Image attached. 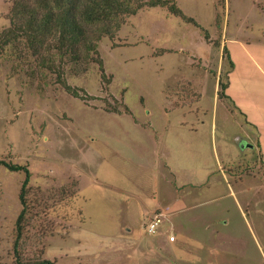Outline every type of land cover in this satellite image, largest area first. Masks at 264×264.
<instances>
[{"label": "rangeland", "instance_id": "374dc122", "mask_svg": "<svg viewBox=\"0 0 264 264\" xmlns=\"http://www.w3.org/2000/svg\"><path fill=\"white\" fill-rule=\"evenodd\" d=\"M11 1L0 0V32L9 26ZM174 1L199 25L164 8L144 6L124 18L113 38L97 42L104 77L96 61L75 73L72 64L53 50L36 56L20 39L0 49V159L25 165L30 172V209L19 242L25 259L47 257L56 264L66 263L70 258L58 251L59 244L74 246L77 236L70 233L64 243L59 234L64 236L78 224L102 239L115 236L127 245L125 233L138 240L134 244L155 238L169 263L173 249L181 254L172 258L179 264H264V226L256 224L252 214H240L222 180L223 171L234 176L239 170L222 159V140L243 136L236 123L240 119L234 115L225 123L221 105L228 103L219 101L216 120L211 121L206 79L215 77L223 58L221 82L226 81L230 62L232 66L235 62L234 85L264 93V70L246 60L264 46V0ZM232 37L244 43L246 54L226 43L222 53V43ZM44 60L60 68L62 79L80 98L60 85ZM219 92L220 87L218 97L223 99V91ZM197 102L209 109L204 117L197 114L202 118L198 121L203 120L196 124L197 131L187 142L173 137L176 131L169 128L175 122L196 120L194 112L183 115L179 107ZM114 106L120 113L106 110ZM165 131L175 139L172 158L164 153V144L153 140L154 133L163 137ZM208 168L215 172L209 189L218 192L204 197H219L206 207L204 202L190 204V190L198 189L191 183L206 180ZM23 178L22 171L0 165V264H15V221L22 208L18 195ZM229 185H236L232 177ZM212 210L214 218L224 214L221 217L227 219L222 249L216 254L218 241L209 232L222 223L221 218L211 221ZM156 213H163V221L155 234H149L145 225ZM108 243L107 250H101L102 259L108 250L118 249Z\"/></svg>", "mask_w": 264, "mask_h": 264}, {"label": "crops", "instance_id": "0c3cea01", "mask_svg": "<svg viewBox=\"0 0 264 264\" xmlns=\"http://www.w3.org/2000/svg\"><path fill=\"white\" fill-rule=\"evenodd\" d=\"M225 43L226 46L228 44L237 45L236 48L241 49L243 54L247 53L244 48V43H242L243 44L242 45L240 43V40L236 37H232L231 39H226L222 43V45L224 46ZM256 58L258 61L256 60ZM246 60L253 65L252 66L253 68L258 70H264V46L260 47V50L256 53L253 59L247 55ZM222 63H223V58H220L218 63L220 69H218V71L216 72L215 77L206 78L209 81V83L207 84V88L209 87L208 93L210 94V99L212 103L211 121L214 122V120H216L219 109V101L227 102L228 105L227 104H225V106L221 105V109H222L221 116L224 117V120L226 121L225 123L230 122L232 119H234V115L239 116L240 120H238L236 123L237 125L239 124L240 132L243 135L240 137H235L234 141H230L231 143L226 140H222V145H223L222 159L225 161L227 165H231L233 167L232 169L235 168L239 169L238 171H235L234 176L227 175L223 171L222 180L228 185V190H229L228 194H231V197L234 198L240 214L242 216L245 215L246 217L248 216V213L252 214L253 220H257L256 224L263 227L264 226V93L259 94L258 93L259 91L254 88H252V91L250 92L249 90L244 89L242 85L241 86L237 84L234 85L233 83L234 75L232 72V70H234L236 67L235 65L236 63L234 62V65L231 66V68L227 72L228 79L226 81L227 87L223 90L224 97L223 99L222 98L220 99L218 97V90H219L218 79L220 77ZM260 73L262 74V72ZM241 78L242 77H240V79ZM205 80L204 82H202V85L200 87L201 98L204 97L203 88L206 87ZM208 110L209 109H203L202 104L201 103L198 104V102L195 106L191 105L188 107H182V108L179 107L180 114L182 113L184 115L186 112L188 113L194 112L196 120L191 122L189 121L183 122L182 120L175 122V124H173V127L169 128L176 131L173 133V137L176 136L177 139L183 137V140L186 139L187 142L189 140V135L193 134L194 133L193 131L195 130L197 131L196 124L203 121V120L198 121V118H201L198 115L204 117L205 114L208 112ZM205 119L206 118H204V120ZM229 132L230 134L231 133L239 134L238 131L235 132L233 130H230ZM222 136L224 135L222 134ZM153 140H155L156 143L160 142L164 144V148L162 149L167 156H170L171 158L174 156L173 142L175 139L172 138L169 132L167 133V131H165L163 137H160V135L154 133ZM246 148L248 151H251V153L247 152ZM243 168L245 169V171L242 172ZM222 169H224V167ZM205 171H206L205 173L206 180H201L199 182L191 183V185H195L198 189L190 190L189 192L190 197L188 198L189 201L191 202L190 204L204 202V206L206 207L209 203H212L209 201H213L219 197L218 196L215 199H213V197H210V199H207L206 196L204 197V195L208 196V194H211V196H213L214 193L218 192L209 189L213 187V184H211L212 181L210 182V177L215 173L214 170L208 168L205 169ZM172 173H174V177H175L174 170H172ZM231 177L234 179V182L236 183L235 187L229 185ZM186 185L187 184H182L180 187ZM199 185H201V187ZM208 185H210V187ZM178 200H180V197L178 198ZM216 204L221 207L220 204L218 203ZM190 207L191 206H189V208ZM208 213L212 217L211 221L221 218L219 221L222 223L219 224L220 229L226 227L227 219L223 220V218L221 217L224 214L218 218H214L213 215H216V212L214 210H212V213L210 212ZM256 216H258L259 219H256L255 218ZM76 225L75 227L74 226L72 227L71 225L68 233H66L64 236L59 234L60 242L62 241L64 243L66 242L67 238L69 239L68 236L70 235V233L72 234L73 232H76L73 235L77 236L76 245L74 246L66 247V246H62L61 243L59 244L60 248L58 249V251L63 252L64 253L63 255L70 258L66 263L63 264H99L100 262H103L104 264H116V262H114L115 261L114 259L116 258H123V260L124 259L128 260L126 264H179V260L176 261L175 259L172 258L181 257V254L179 252L174 251L173 249H171V252L167 251L171 253L170 254L171 262L170 263L167 262L169 260H166L165 259L166 256L163 255V253H165L166 251L164 249H161V247L158 244V241H156L155 238L144 240L143 241L144 244H142V241L139 244L138 243L134 244V242L138 240L134 238L131 233H129V235L125 233L124 237L127 239L126 241H130L129 244L127 245L126 243H123L122 240L119 239L118 237L114 236L111 239L105 240L102 239V237L99 234H96L97 235L96 236L94 233L93 235L91 232L89 233L88 230L83 229L78 224ZM220 229L215 228L209 232L210 235L212 236L211 239L214 241H218V245H216L214 254L220 253L222 249L219 244L224 238V236L222 235L224 229L222 230ZM93 237H95V239H92ZM87 238H89L90 240L92 239L91 240L92 242L87 240ZM174 240L175 239L173 240L170 239V241H174ZM106 242H109L110 245H112V247H116L118 249H112V251L108 250L107 252L109 253L107 257L102 259L101 258L102 255L100 253L101 250H107V248H105ZM46 244H48V241L46 242ZM127 246H131V247H127ZM45 255H46V249H44V256ZM135 256H138L137 263H135L133 259ZM43 258L51 260L56 264L55 259H51V258L49 259L47 257H43ZM142 258L145 259V263L142 262ZM210 258L213 259V257ZM110 259H112V261H109ZM210 264H214V263L210 261Z\"/></svg>", "mask_w": 264, "mask_h": 264}, {"label": "trees", "instance_id": "16d2710c", "mask_svg": "<svg viewBox=\"0 0 264 264\" xmlns=\"http://www.w3.org/2000/svg\"><path fill=\"white\" fill-rule=\"evenodd\" d=\"M144 6L164 8L186 22L199 25L192 17L185 15L174 0H12L8 10L9 26L0 32V49L20 39L33 55L40 56L42 52L53 50L59 58L72 64L71 69L75 73L84 72L88 63L96 61L104 77L97 42L102 37L113 38L123 25L124 18L136 14ZM225 51L223 46L222 53L225 54ZM51 61L44 60L42 63L55 72L56 79L68 93L80 98L77 90L62 79L60 68ZM226 81L218 79L220 92L227 87ZM106 110L120 113L115 106ZM126 112L129 110L126 109ZM0 165L10 171L24 173L18 195L22 208L15 221V264H55L42 257L25 259L20 254L19 242L30 209L27 199L30 172L25 165L3 159H0Z\"/></svg>", "mask_w": 264, "mask_h": 264}, {"label": "built area", "instance_id": "2783aa9c", "mask_svg": "<svg viewBox=\"0 0 264 264\" xmlns=\"http://www.w3.org/2000/svg\"><path fill=\"white\" fill-rule=\"evenodd\" d=\"M163 221V213H156L153 215L152 218L149 219V221L146 223L145 228L149 234H153L156 232L158 226ZM170 239H173L171 236Z\"/></svg>", "mask_w": 264, "mask_h": 264}]
</instances>
